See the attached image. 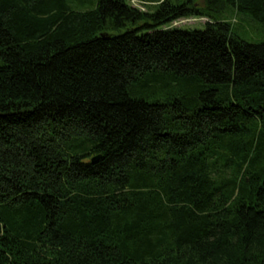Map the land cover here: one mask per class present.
Here are the masks:
<instances>
[{"label":"trees","instance_id":"16d2710c","mask_svg":"<svg viewBox=\"0 0 264 264\" xmlns=\"http://www.w3.org/2000/svg\"><path fill=\"white\" fill-rule=\"evenodd\" d=\"M131 1L0 0V264H264V0Z\"/></svg>","mask_w":264,"mask_h":264},{"label":"rangeland","instance_id":"374dc122","mask_svg":"<svg viewBox=\"0 0 264 264\" xmlns=\"http://www.w3.org/2000/svg\"><path fill=\"white\" fill-rule=\"evenodd\" d=\"M131 6L141 10L147 11L149 5H144L137 0L130 2ZM235 33L241 39L248 42H264V24L253 21L250 17L242 14H235L228 16ZM207 18H184L171 23L169 26L180 28L183 30H200L203 29Z\"/></svg>","mask_w":264,"mask_h":264}]
</instances>
